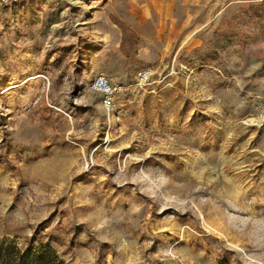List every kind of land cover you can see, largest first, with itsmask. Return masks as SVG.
I'll use <instances>...</instances> for the list:
<instances>
[{
    "label": "rangeland",
    "instance_id": "rangeland-1",
    "mask_svg": "<svg viewBox=\"0 0 264 264\" xmlns=\"http://www.w3.org/2000/svg\"><path fill=\"white\" fill-rule=\"evenodd\" d=\"M36 236L64 264H264V0H0V241Z\"/></svg>",
    "mask_w": 264,
    "mask_h": 264
},
{
    "label": "trees",
    "instance_id": "trees-1",
    "mask_svg": "<svg viewBox=\"0 0 264 264\" xmlns=\"http://www.w3.org/2000/svg\"><path fill=\"white\" fill-rule=\"evenodd\" d=\"M39 237H31L25 249L0 241V264H64L50 243L38 242Z\"/></svg>",
    "mask_w": 264,
    "mask_h": 264
},
{
    "label": "built area",
    "instance_id": "built-area-1",
    "mask_svg": "<svg viewBox=\"0 0 264 264\" xmlns=\"http://www.w3.org/2000/svg\"><path fill=\"white\" fill-rule=\"evenodd\" d=\"M156 78L158 77L154 68L142 69L136 76V86L154 92L156 90L154 87V83L157 81ZM90 89L102 95L104 108L111 111L116 96L124 90V86L121 83L112 82L105 75H100L91 83Z\"/></svg>",
    "mask_w": 264,
    "mask_h": 264
}]
</instances>
